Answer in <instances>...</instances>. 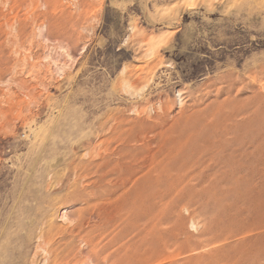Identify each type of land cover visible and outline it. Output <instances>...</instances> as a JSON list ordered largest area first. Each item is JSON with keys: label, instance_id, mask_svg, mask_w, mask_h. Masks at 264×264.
<instances>
[{"label": "rangeland", "instance_id": "obj_1", "mask_svg": "<svg viewBox=\"0 0 264 264\" xmlns=\"http://www.w3.org/2000/svg\"><path fill=\"white\" fill-rule=\"evenodd\" d=\"M0 264H264V0H0Z\"/></svg>", "mask_w": 264, "mask_h": 264}, {"label": "bare ground", "instance_id": "obj_2", "mask_svg": "<svg viewBox=\"0 0 264 264\" xmlns=\"http://www.w3.org/2000/svg\"><path fill=\"white\" fill-rule=\"evenodd\" d=\"M218 141H219V140H218ZM226 144H227V143H226ZM223 146H224V145H223ZM221 147H222V146H221ZM212 149H213V148H212ZM214 149H216V148H214ZM220 149H221V148H220ZM222 151H223V150H222ZM219 152L221 153V151H219ZM222 153H223V152H222ZM98 156H99V155H98ZM210 156H211V155H210ZM124 157H125V155H124ZM121 158H122V157H121ZM117 160H118V159H117ZM122 160H124V159L122 158ZM122 162H123V161H122ZM97 165H98V164H97ZM152 166H153V165H152ZM97 167H98V171H97V172H99V169L101 168V170H102V167H103V166H101V165L99 166V165H98ZM97 167H96V168H97ZM89 168H90V167H89ZM149 169H150V168H149ZM152 169H153V168H152ZM101 170H100V171H101ZM104 171H105V169H104ZM109 171H110V170H109ZM106 172H107V171H106ZM109 173H111V172H109ZM102 174H103V172H102ZM106 174H107V173H106ZM106 174L104 173L103 176L105 177ZM101 176H102V175H101ZM100 178H101V177H100ZM104 179H105V178H104ZM100 180H102V179H100Z\"/></svg>", "mask_w": 264, "mask_h": 264}]
</instances>
